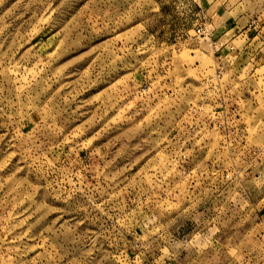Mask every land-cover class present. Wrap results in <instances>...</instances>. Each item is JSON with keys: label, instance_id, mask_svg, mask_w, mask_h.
Instances as JSON below:
<instances>
[{"label": "rangeland", "instance_id": "1", "mask_svg": "<svg viewBox=\"0 0 264 264\" xmlns=\"http://www.w3.org/2000/svg\"><path fill=\"white\" fill-rule=\"evenodd\" d=\"M0 264H264V0H0Z\"/></svg>", "mask_w": 264, "mask_h": 264}]
</instances>
